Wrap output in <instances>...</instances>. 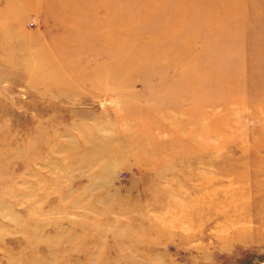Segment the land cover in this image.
I'll return each instance as SVG.
<instances>
[{
    "label": "rangeland",
    "instance_id": "1",
    "mask_svg": "<svg viewBox=\"0 0 264 264\" xmlns=\"http://www.w3.org/2000/svg\"><path fill=\"white\" fill-rule=\"evenodd\" d=\"M0 264H264V0H0Z\"/></svg>",
    "mask_w": 264,
    "mask_h": 264
},
{
    "label": "bare ground",
    "instance_id": "2",
    "mask_svg": "<svg viewBox=\"0 0 264 264\" xmlns=\"http://www.w3.org/2000/svg\"><path fill=\"white\" fill-rule=\"evenodd\" d=\"M4 17H6L5 15H2ZM2 26L4 28V22L2 23ZM6 28V27H5ZM50 67H45L43 68V64L40 61H37V63L35 64V72H37L39 74V78L38 81H33L35 83V85H42L45 87H51V86H57V84L59 83L58 79L60 77H64L65 75H67L66 73H62L60 70L57 69V65H56V60L54 59L51 62ZM46 75L49 76V81H45L48 80L46 78ZM58 91H60L61 93H65L67 90H64V88L58 89Z\"/></svg>",
    "mask_w": 264,
    "mask_h": 264
}]
</instances>
